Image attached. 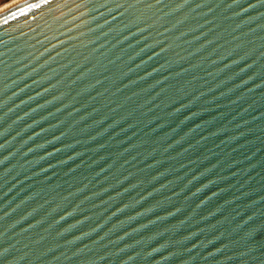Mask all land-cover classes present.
I'll return each mask as SVG.
<instances>
[{
	"label": "water",
	"instance_id": "1",
	"mask_svg": "<svg viewBox=\"0 0 264 264\" xmlns=\"http://www.w3.org/2000/svg\"><path fill=\"white\" fill-rule=\"evenodd\" d=\"M0 264H264V0L1 9Z\"/></svg>",
	"mask_w": 264,
	"mask_h": 264
},
{
	"label": "bare ground",
	"instance_id": "2",
	"mask_svg": "<svg viewBox=\"0 0 264 264\" xmlns=\"http://www.w3.org/2000/svg\"><path fill=\"white\" fill-rule=\"evenodd\" d=\"M17 1H19V0H12V1L8 2V3H5V4L1 5L0 6V10L5 8V7H7V6H9V5H11V4H13V3H15V2H17Z\"/></svg>",
	"mask_w": 264,
	"mask_h": 264
},
{
	"label": "rangeland",
	"instance_id": "3",
	"mask_svg": "<svg viewBox=\"0 0 264 264\" xmlns=\"http://www.w3.org/2000/svg\"><path fill=\"white\" fill-rule=\"evenodd\" d=\"M10 1H12V0H1V1H0V6L3 5V4H5V3H8V2H10Z\"/></svg>",
	"mask_w": 264,
	"mask_h": 264
},
{
	"label": "flooded vegetation",
	"instance_id": "4",
	"mask_svg": "<svg viewBox=\"0 0 264 264\" xmlns=\"http://www.w3.org/2000/svg\"><path fill=\"white\" fill-rule=\"evenodd\" d=\"M1 1V0H0Z\"/></svg>",
	"mask_w": 264,
	"mask_h": 264
}]
</instances>
